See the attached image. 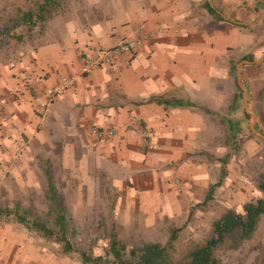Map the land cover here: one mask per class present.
<instances>
[{"label":"crops","instance_id":"1","mask_svg":"<svg viewBox=\"0 0 264 264\" xmlns=\"http://www.w3.org/2000/svg\"><path fill=\"white\" fill-rule=\"evenodd\" d=\"M15 2L0 0L3 19L22 21L16 35L0 30V264H59L50 241L17 214L47 211L52 224L32 220L56 227L67 203L92 212L101 203L117 227L155 236L148 242L201 239L228 156L216 117L235 112V138L240 65L257 63L250 53L264 0H39L35 13L13 10ZM141 25L154 36L138 51L81 74L84 57ZM62 74L78 77L50 98ZM92 125L115 134L98 138ZM257 246L237 264H264Z\"/></svg>","mask_w":264,"mask_h":264},{"label":"rangeland","instance_id":"2","mask_svg":"<svg viewBox=\"0 0 264 264\" xmlns=\"http://www.w3.org/2000/svg\"><path fill=\"white\" fill-rule=\"evenodd\" d=\"M260 7L264 11V5H260ZM23 8L31 9L35 13L39 8V0H16L13 10L17 11V9L21 10ZM6 15V11L0 13V30L5 29L7 26H13L16 35V32H18L16 28L22 24V21L20 19H3L2 16ZM263 30L262 24L255 27V32L259 35L256 37L254 50L250 53L252 54L250 57L254 58L257 63L253 67L244 68V70H242L243 64L240 65L241 85L246 88V91L239 85L240 88L237 89V118L239 123L237 124L238 132L235 138H233L230 131L233 125L236 128V125L231 121L232 118L233 120L236 118L235 112L233 111L232 114L228 111L223 117H216V120L222 119L223 152L227 151L228 156L223 159L225 178L220 188L222 192L216 189L215 200L217 202L213 200L206 204L207 209L204 214L211 225L206 230L201 229L203 231L201 239L189 240L185 238V233H183L180 238L173 241V244L169 247L171 264H186V256L190 249L196 244L207 241L212 236V224L223 217L228 210L243 214L246 203L263 197V192L260 189V179L264 177V141L251 130V123L256 119L255 129L264 134V60H262L264 48L260 46V41L264 38ZM256 50L258 51L256 52ZM245 54V52L239 53L236 62L233 64V85L234 80H236V65L239 62L241 63V59ZM63 198L74 199L71 196ZM28 207L30 206L28 205ZM66 207L67 211L64 209V212L68 216V237L74 245V251L66 254L63 252L62 244L55 237L47 238L50 241H47V245L52 252L56 253L59 264H83L81 262L82 252L104 255L112 234H116L119 241L127 246V252H130L137 245L148 242L149 239H156L155 236L146 235L143 233L144 231L142 232L139 229L117 227V223L112 222L113 213L104 209L101 203L96 202L93 212L89 209L91 206H88L89 210L85 206H80V210H76L74 205L67 203ZM21 213L30 219L39 215L46 218L45 222L47 224L53 223L54 214H48L47 211ZM52 228L55 229L56 227L52 226ZM161 236L166 238L160 232L156 237L161 238ZM168 242L169 240L161 243L165 245ZM261 242L264 243V214L261 216L258 227L250 239L240 241L238 232L233 233L215 250L214 255L220 260V264H237L246 253L253 252Z\"/></svg>","mask_w":264,"mask_h":264},{"label":"trees","instance_id":"3","mask_svg":"<svg viewBox=\"0 0 264 264\" xmlns=\"http://www.w3.org/2000/svg\"><path fill=\"white\" fill-rule=\"evenodd\" d=\"M149 101H156L165 105L183 103L182 101L165 99L163 96L151 97ZM260 189L263 192V197L246 203L243 214L229 212L214 224L213 236L190 249L186 256V264H220V260L215 257L214 252L229 235L238 232L240 241L251 238L258 227L261 216L264 214V177L260 179ZM17 218L29 230L38 232L48 239L55 237L62 244L64 253L69 254L74 251V245L68 237L66 215L62 209L57 211L55 229L47 226L43 221L32 220L25 215L17 214ZM175 238V233H173L165 245L159 242H145L127 252V246L119 241L116 234H112L104 255L82 252L81 262L83 264H171L169 247Z\"/></svg>","mask_w":264,"mask_h":264},{"label":"built area","instance_id":"4","mask_svg":"<svg viewBox=\"0 0 264 264\" xmlns=\"http://www.w3.org/2000/svg\"><path fill=\"white\" fill-rule=\"evenodd\" d=\"M162 28L158 29L161 32ZM154 32L149 31L146 26L141 25L135 29L133 37H125L118 42L117 45L109 49L100 51L98 54L84 57L83 68L81 74L89 73L94 67L110 64L115 61L117 56L122 53H134L138 51L146 41L152 39ZM77 75L75 74H62L59 78V83L53 87L50 92V98L65 95L74 86ZM2 116V110L0 109V117ZM90 132L98 138H104L107 135L115 134L114 130H104L96 125L90 127ZM147 141V138H145Z\"/></svg>","mask_w":264,"mask_h":264},{"label":"water","instance_id":"5","mask_svg":"<svg viewBox=\"0 0 264 264\" xmlns=\"http://www.w3.org/2000/svg\"><path fill=\"white\" fill-rule=\"evenodd\" d=\"M241 80H242V74H241V72H239V85L242 87V85H241ZM242 89L243 90H245V88L244 87H242ZM253 114V113H252ZM254 115V114H253ZM256 117V116H255ZM255 122H256V119H255V121H254V124H253V127H252V131L254 132V134L257 136V137H259V138H261V139H263L264 140V134L263 133H260L259 131H257L256 129H255Z\"/></svg>","mask_w":264,"mask_h":264}]
</instances>
